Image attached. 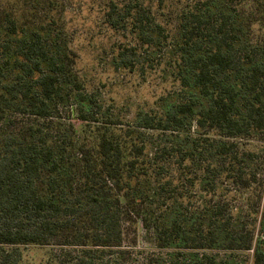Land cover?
<instances>
[{
	"label": "trees",
	"instance_id": "16d2710c",
	"mask_svg": "<svg viewBox=\"0 0 264 264\" xmlns=\"http://www.w3.org/2000/svg\"><path fill=\"white\" fill-rule=\"evenodd\" d=\"M71 3L0 0V264H21L27 247L50 248L39 264H138L136 237L125 241L140 219L158 249L252 251L264 264V162L247 144L264 145V0L92 1L131 38L116 68H172L180 97L138 121L151 140L87 93ZM233 191L254 205L253 229L233 225ZM152 195L155 213L139 200Z\"/></svg>",
	"mask_w": 264,
	"mask_h": 264
},
{
	"label": "rangeland",
	"instance_id": "374dc122",
	"mask_svg": "<svg viewBox=\"0 0 264 264\" xmlns=\"http://www.w3.org/2000/svg\"><path fill=\"white\" fill-rule=\"evenodd\" d=\"M87 1V2H80ZM93 0H72L70 11L67 14L69 33V45L77 54L76 69L84 79L86 91L101 106V116H111L122 119L125 128L135 127L145 135L144 138L153 139L156 133L138 127V121L146 113L161 111L163 104L169 100L179 98L176 91L178 86L173 80L172 68L169 65H156L151 69L145 63L144 72H130L124 68H116L114 57L120 44L130 43L131 38L127 33L111 32L104 24L103 14L93 8ZM78 3H83L82 8ZM165 66V68H164ZM91 105L83 106L89 111ZM75 107H78L75 104ZM66 110L60 109L58 121L66 123L65 126L73 124L78 129L85 127V123L76 117L69 119ZM246 142V141H245ZM248 148L259 152L261 162H264V145L256 141H247ZM264 169H260L259 178L264 175ZM197 194V190H194ZM228 198L231 200L233 225L253 229L256 224L250 210L254 208L249 202L248 195H240L233 191ZM144 203L148 211L157 212L158 197H143L139 199ZM197 205V204H195ZM249 211V213H248ZM152 230L144 226L141 219L135 225L131 237L125 241L128 246L136 237L135 246H131L134 259L138 264H199L202 255L212 257L215 264H252V251H229L220 247L207 251H183L182 255L177 250H161L153 241ZM257 236V235H256ZM50 251L49 247H27L24 248L23 262L21 264H39ZM200 253V254H199ZM199 254V256H198Z\"/></svg>",
	"mask_w": 264,
	"mask_h": 264
}]
</instances>
